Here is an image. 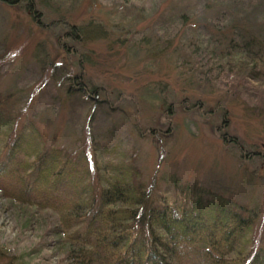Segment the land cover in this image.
I'll return each mask as SVG.
<instances>
[{
	"label": "rangeland",
	"instance_id": "374dc122",
	"mask_svg": "<svg viewBox=\"0 0 264 264\" xmlns=\"http://www.w3.org/2000/svg\"><path fill=\"white\" fill-rule=\"evenodd\" d=\"M124 1L33 0L35 20L24 2L0 0V94L19 92L10 108L16 130L33 120L45 145L65 149L78 164L100 159L95 143L122 141L152 195L178 198L194 181L231 193L256 210L264 245V106L196 80L180 63L189 31L261 30L264 0ZM73 24L81 29L77 42ZM80 71L102 101L72 93ZM45 212L0 195V264L18 255L22 264H64Z\"/></svg>",
	"mask_w": 264,
	"mask_h": 264
},
{
	"label": "trees",
	"instance_id": "16d2710c",
	"mask_svg": "<svg viewBox=\"0 0 264 264\" xmlns=\"http://www.w3.org/2000/svg\"><path fill=\"white\" fill-rule=\"evenodd\" d=\"M4 1L24 2V9L39 20L33 0ZM76 26L70 28L75 42L81 30ZM250 31L234 24L200 37L189 31L179 61L196 80L262 108L264 27ZM71 80L77 86L70 85L72 93L102 101L93 95L98 87L86 86L81 71ZM18 93L0 94V195L46 209L41 214L45 230L63 249L64 264H264L254 208L197 181L183 184L178 198L152 195L136 154L122 141L95 143L100 159L78 164L65 149L45 145L33 120L16 130V113L10 108ZM222 121L224 125L226 112ZM150 131L153 135L155 128ZM224 131L221 138L235 145V137L226 138ZM8 264H22V257L12 256Z\"/></svg>",
	"mask_w": 264,
	"mask_h": 264
}]
</instances>
